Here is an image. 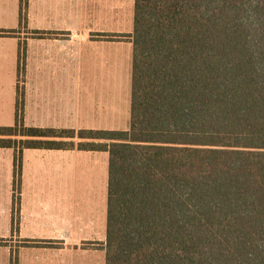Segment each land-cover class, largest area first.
I'll return each instance as SVG.
<instances>
[{
    "label": "trees",
    "instance_id": "trees-1",
    "mask_svg": "<svg viewBox=\"0 0 264 264\" xmlns=\"http://www.w3.org/2000/svg\"><path fill=\"white\" fill-rule=\"evenodd\" d=\"M127 36L129 126H24L18 102L14 187L23 148L104 150L105 264H264V0H134Z\"/></svg>",
    "mask_w": 264,
    "mask_h": 264
},
{
    "label": "crops",
    "instance_id": "crops-1",
    "mask_svg": "<svg viewBox=\"0 0 264 264\" xmlns=\"http://www.w3.org/2000/svg\"><path fill=\"white\" fill-rule=\"evenodd\" d=\"M44 3L35 0L32 16L23 0L18 12L0 21V30L13 31L0 32V115H11L14 125L19 102L24 126L75 129L63 117L75 108L96 116V126L78 129L100 130V96L92 99L96 102L87 96L100 89V27H72V10L59 25H51L55 20L45 13L49 6ZM93 47L99 49L94 56L86 51ZM46 62L55 66L42 75ZM15 152L0 147V264H100L105 239L100 190H107V151L23 148L17 194Z\"/></svg>",
    "mask_w": 264,
    "mask_h": 264
},
{
    "label": "rangeland",
    "instance_id": "rangeland-1",
    "mask_svg": "<svg viewBox=\"0 0 264 264\" xmlns=\"http://www.w3.org/2000/svg\"><path fill=\"white\" fill-rule=\"evenodd\" d=\"M45 2L49 7L44 10L50 15L51 25H59L61 16L65 13L69 15L72 10V27L94 28L100 27V66L97 72H100V89L94 88L87 91L90 100L100 96V129H126L129 126V110H130V77H131V59L132 45L128 33L133 28V4L134 0H38ZM2 8L0 9V21H4L3 17H9L11 11L18 12L22 0H0ZM25 7L32 16L35 15V0H24ZM39 11L37 12V14ZM15 16V15H14ZM78 16H83L76 22ZM93 16L94 18H90ZM33 20V19H32ZM70 21V20H69ZM37 22V20H36ZM9 23V22H8ZM27 25L32 26L31 19L27 21ZM70 26V22H67ZM10 34H13L11 32ZM87 48L86 51L90 55H96L99 52L98 47ZM80 60L78 57L77 61ZM60 62H57L59 64ZM77 63V62H76ZM48 69L42 75L50 74V67L53 70L55 64L50 65L48 62L44 64ZM59 70V69H58ZM74 73H76L74 71ZM30 74H33L30 72ZM59 74V73H57ZM34 75V74H33ZM98 86L99 84H93ZM13 86V84H11ZM98 100V99H96ZM92 100V102H96ZM74 114H68V123L72 128H90L96 126L95 115L90 113L79 112L72 108ZM69 113L71 109L69 108ZM0 115V125H13L11 119L4 118ZM92 121V122H91ZM6 123V124H2ZM85 126V127H83ZM102 141V140H100ZM19 186V183H18ZM14 187V185H13ZM19 189V187H18ZM17 189V190H18ZM14 187V194H17ZM106 186L100 190V223L104 226L105 209H106ZM104 213V220H103ZM105 233V227H104ZM101 244V242H100ZM100 264H105V253L100 252Z\"/></svg>",
    "mask_w": 264,
    "mask_h": 264
}]
</instances>
